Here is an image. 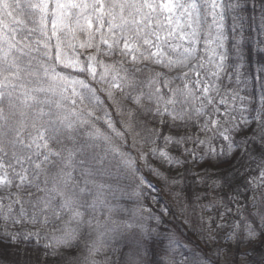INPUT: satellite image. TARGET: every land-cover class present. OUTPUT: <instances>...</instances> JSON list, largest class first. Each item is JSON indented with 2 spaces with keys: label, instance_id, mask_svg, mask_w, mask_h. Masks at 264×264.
Here are the masks:
<instances>
[{
  "label": "snow or ice",
  "instance_id": "obj_1",
  "mask_svg": "<svg viewBox=\"0 0 264 264\" xmlns=\"http://www.w3.org/2000/svg\"><path fill=\"white\" fill-rule=\"evenodd\" d=\"M244 6L245 0H0V189H17L0 195L3 238L16 245L43 241L45 255L75 249L66 264H113L96 257L121 237L130 249L121 254L123 264H146L148 240L159 234L148 222L158 224L160 217L141 203L151 184L138 174L136 158L123 150L129 140L157 177L161 173L149 157L169 170H187L190 162L207 161L211 167L217 166L213 159L224 158L230 163L238 152L236 174L245 191L238 185L232 201L238 204L248 191L254 205L257 194L264 198V148L258 157L248 150L257 140L264 146V94L239 115L227 105L221 115L219 104L225 100L216 102L211 95H219L217 84L189 79L190 71L200 76L196 65L188 66L201 43L212 65L205 75L218 81L226 71L228 19L238 37L230 41V50L238 58L233 67L239 77L246 59ZM259 29L264 36V6ZM256 43L264 45V39ZM256 74L264 79V64ZM236 134L244 138L236 140ZM77 170L82 184L74 177ZM223 183L231 186L226 176ZM212 186L219 182L213 180ZM117 193L134 196L139 205L123 221L112 218L122 211L109 200ZM199 223L209 233L213 224L223 226L203 215ZM242 227L248 242L264 235V214L258 227L247 218ZM168 239L170 245L178 243ZM162 251L165 261L157 264H201L195 256L177 260L170 254L175 248Z\"/></svg>",
  "mask_w": 264,
  "mask_h": 264
},
{
  "label": "trees",
  "instance_id": "obj_2",
  "mask_svg": "<svg viewBox=\"0 0 264 264\" xmlns=\"http://www.w3.org/2000/svg\"><path fill=\"white\" fill-rule=\"evenodd\" d=\"M262 6H264V0H245L244 10L241 15L244 17V33L247 38L245 47L246 59L243 67L238 69L240 73L238 78L234 75L237 72V68L233 67V65L238 63V58L230 50V41L238 37L236 33L232 32V20L228 19L226 21V30L229 37V59L226 62V71L216 82L219 95L215 92L211 93L215 97L216 102L221 99L225 100V104H219L221 115L226 105L229 109L234 108L235 114L239 115L241 109L250 108L253 103L258 104L259 97L264 94V88H262L264 79L258 78L256 74V69L264 64V52L259 50L264 48V45L258 47L256 43L258 39H264V36L259 35V17ZM253 18H255V22H253ZM236 27L239 28V22ZM203 51L204 45L201 43L198 47L199 63L206 62L207 56L202 54ZM201 56L204 57L203 60L199 59ZM108 59L105 57V60ZM167 76L174 77L172 75ZM197 79L201 78L193 76L190 81ZM245 80L246 83L244 82ZM176 83H180V81L177 80ZM202 86L203 84L200 85V87ZM189 87L195 86L190 82ZM189 131H195V129H189ZM245 131L248 137L252 136L251 131ZM243 138L244 136L242 135H234L236 140ZM148 147L150 145L145 146V152L148 151ZM189 147H193V145H189ZM262 148L264 146L259 140L250 143L248 146V150L255 157L259 156ZM123 150L136 158L139 168L138 174L143 175L151 184V187L147 190V199L142 200L141 203L151 208L153 213L160 217L158 224L156 221L148 222L149 227L155 228L159 234L153 235L148 240L149 246L144 254L146 264L164 262L165 253L162 249L167 250L169 248L177 250L175 253H170L174 254L177 260H190L195 256L200 259L201 264H240L238 256H240L241 250L244 246H250L251 242L244 238H236L233 241L225 242L223 244L224 254L216 255L214 253V244L208 239L206 230L201 229L199 223L201 215H203L205 221L209 217H213L215 221H218L221 218V214L233 216L235 220H239L241 215L245 218L246 216L250 217L251 212L253 213V193L251 191L246 193L247 198L240 196L238 204L231 199L235 196V190L238 185L240 186L239 191H245L243 180L236 174V170L240 168L237 159L238 152L228 158L231 161L230 163L226 162L224 158L219 161L213 159L211 163L217 166L211 167L208 166L207 161L190 162L187 170L183 166L169 170L167 164L162 165L160 161L149 157V163L161 173V176L157 177L144 166V161L139 159V153L131 147V140H129L128 145ZM197 151L199 152L200 149H197ZM173 154L175 155L176 153ZM240 171L242 172L243 169H240ZM225 176L231 182V186L223 183V177ZM74 177L82 184L83 178L80 176L79 170L74 172ZM162 177H167V182ZM174 178L181 182L178 184L171 183ZM213 180H217L219 186L213 187ZM121 183L126 185L129 181H122ZM152 197L156 198L155 202ZM23 199L27 201L28 197L23 195ZM109 200L119 209H122V211H118L112 217L117 221L128 219L131 212L139 207L134 196L122 193H117L115 200H112L111 197H109ZM210 203L216 206L207 209L202 208L203 205H209ZM16 207L18 208L19 205ZM226 208H231V213H228ZM238 208L239 212L237 211ZM98 214L102 215V213ZM214 226L216 225L213 224ZM8 230H14L10 222ZM3 232L4 222L0 220V264H66L68 260L73 258V253L76 251L75 249L62 248L58 250V255H52L50 252L45 255L43 241H41L40 246H37L34 241L27 245H16L3 238ZM169 237L178 243L170 245ZM92 238H95L94 235ZM126 243V240L116 237L108 242L109 246L96 259L103 261L107 258L113 264H123L121 254L128 253L130 250L125 246ZM113 248L117 250L113 251ZM81 249H83L82 243ZM76 254L79 255L80 253L77 252ZM246 257L247 262H243L245 264H264V244L261 243L255 246L253 250L246 254Z\"/></svg>",
  "mask_w": 264,
  "mask_h": 264
},
{
  "label": "rangeland",
  "instance_id": "obj_3",
  "mask_svg": "<svg viewBox=\"0 0 264 264\" xmlns=\"http://www.w3.org/2000/svg\"><path fill=\"white\" fill-rule=\"evenodd\" d=\"M186 32L190 31L189 29H184ZM177 43L180 44H184L187 45V41H177ZM197 49H198V45H197ZM182 51L181 49H178L176 53H174V56H178L179 52ZM198 51L196 53V59L191 61V64H189V68L192 67V65H196V69L200 72V76L198 78H201L203 81H211L216 83L217 81H213L212 77L205 75V73H208L212 70V65L209 63L208 61V56L207 54L203 51L202 54H206L207 59L205 63H202L204 65L203 68H200L199 65L201 63H199L198 61ZM182 58V57H180ZM155 70L156 71H161L164 72L167 75H172V76H176V71L173 72H168L166 69L162 68L161 66H155ZM186 70V69H185ZM223 75V73L220 74V77ZM197 77L196 72L195 71H190L189 72V79L192 77ZM11 192V193H16L17 189L16 188H11L9 189H0V195H5L7 192ZM33 191H35L33 189ZM21 195H25L23 192H21ZM254 205V204H253ZM254 211L253 213L251 212V216L250 217H245L248 219V221L250 223H253L254 227H258L259 225V216L261 214H264V198H261L258 194V200L257 203L254 205ZM252 208V209H253ZM230 219V221H229ZM243 216L241 215L239 220H235L233 216H228V215H222V217L216 221V224H220L223 225L220 228H217L216 226H212V231L209 233L208 231H206L207 237L209 240H211V242L214 244V253L216 255H223L224 254V249H223V244H225V242H229V241H233L236 238L238 239H242L244 238L245 240L248 241V238L245 236L244 232H243ZM240 223L241 224V228L240 229H235V224ZM236 231L237 232V237H232L231 234ZM263 243L264 244V235H257V237L255 239H253L251 241V245L250 246H244L243 249L241 250L240 256H238L239 259V263L241 264H245L243 262H247V257L246 254L248 252H250V250H253V248L259 244ZM219 250V251H218Z\"/></svg>",
  "mask_w": 264,
  "mask_h": 264
}]
</instances>
